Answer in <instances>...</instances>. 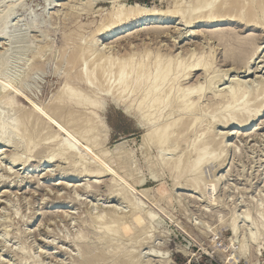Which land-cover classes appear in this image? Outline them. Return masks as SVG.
Returning <instances> with one entry per match:
<instances>
[{"label":"rangeland","instance_id":"1","mask_svg":"<svg viewBox=\"0 0 264 264\" xmlns=\"http://www.w3.org/2000/svg\"><path fill=\"white\" fill-rule=\"evenodd\" d=\"M92 1L0 0V26L2 28L4 24L6 27L4 31L2 29L6 36L0 34V59H4L2 62L0 60V125L5 117L13 115L14 111L15 115L10 117L22 119L24 114L32 112L31 103L42 108L55 95L69 69L64 60L73 49L84 47V43L87 44L91 40L88 39L91 33L110 10V2ZM117 1L122 4L138 3L146 7H156L160 11L171 9L175 2ZM190 1H182L185 6L188 3V11L192 8ZM206 1H202L206 7L201 2L200 9H204H199L200 12L208 10L211 0ZM183 15V19H147L131 23L130 26L127 25L125 33L107 41L100 40L97 47L110 45L121 48L132 43L139 48L147 47L153 53L158 48L163 51L169 49L172 56L184 55L183 58L186 59L190 52V60L213 52L209 76L216 77V84L213 82L215 92L230 91L227 90L230 87H235L231 88L235 90L236 87H242L239 83L244 85V91H248L250 95L252 90L254 96L246 95L248 101L250 98L254 99L253 102L250 99L251 117L248 116L247 127H242L241 119L232 125L214 126V131L222 137L219 141L231 145L220 159L218 158V163L221 161L222 164L223 161V164H218L217 169H214V180L207 182L208 185L204 184L202 192L195 189L173 191L179 176L173 174L175 170L170 172L171 166L169 169V166L162 165V161L177 158L182 150L190 151L191 143H185V147L179 145L183 143H178V151L168 147L174 150V154L172 151H164L167 152H163L162 157L165 158H162L155 148L145 155L140 150V136L143 130L137 118L123 115L122 110L109 100L105 103L103 114H100L108 127L103 148L111 149L114 144L126 141L125 148L132 153L131 158L123 164H111L117 176L105 174L101 178L92 179L90 172H85L83 176L79 174L84 166L89 168V171L98 167L93 159L98 153L95 146L86 154L76 147V151L84 157L81 161L83 163L79 161L75 167L71 166L72 161L71 164L66 162L69 161L66 160L67 157L63 158L66 161L53 160L50 164H43L44 155L52 150L51 147L54 148V143L42 140L46 135L56 133L57 129L52 127L50 133H32L28 129L23 133L25 139L22 137V140H19L23 144L18 145L20 142H17V145H11L9 148L0 145V264H81V259L86 257L87 252V256L92 255L93 258L95 253L98 255V250L102 253L106 247L113 250L110 252L108 249L112 255L105 250L106 254L102 253L105 257L101 256V264H123V259H129V254L131 258H141L139 261L136 259L138 264H264V98H260L264 96V27L248 28L237 22H222L212 26L196 24L187 28L183 23ZM2 31L0 29V33ZM226 35L230 36V40L226 38L229 41L223 38L218 41L221 36ZM227 46L231 50L242 51L246 58L244 62L236 64L225 60L226 51L230 49ZM69 72L71 75L77 73L76 69ZM197 76L201 78L200 83H204L202 86L208 83L209 77L202 79L203 72H196L195 78ZM237 82L238 86H235ZM210 88L213 89V85H210ZM220 100H217L219 103L216 102L217 105L214 106V109L217 108L216 115L219 116L222 111L225 113V110L229 109V103ZM8 104L12 107L9 108ZM13 106L15 110L12 112ZM228 107H232V104ZM9 109L11 110L8 112ZM258 109L262 110L261 113L253 117ZM213 111L208 110L210 113ZM22 112L25 113L21 114ZM210 113H207L203 120L209 121ZM40 122L43 124L47 120L42 117ZM12 129L14 128L8 130L4 138L13 131ZM197 129L198 127L190 134L191 140H194L192 137ZM28 134L29 137L33 134L30 140L25 137ZM59 136L57 141L61 140V137L62 140L66 138L64 133ZM78 142L82 143L81 139ZM25 143L29 144L27 148ZM199 144L197 142L196 145ZM220 148L221 146L218 150ZM27 167H32V171H25ZM129 169L135 172H130ZM150 169L158 172H155L158 174L157 180L152 179ZM46 171L50 174H46ZM125 172H129V175ZM130 173H133L132 177ZM69 175L80 177L70 182ZM194 175L192 173L182 176L179 183H186L188 178ZM209 177L211 178L212 174H209ZM139 180H143V183L137 184ZM211 181L216 182L213 184ZM83 185L89 186L85 192L81 190ZM131 186L135 192L131 191ZM146 189H150L147 194L140 193ZM120 194L128 196L144 208L143 211L147 212V215H144L147 218L153 216L154 221L152 226L148 224L147 231L135 228L130 236L120 235L116 237L115 244L107 245L104 244L106 241H99L105 238L100 236L104 235V227H101L104 220L100 217L105 213V218L113 209L117 210L118 214H129L131 211L129 204L124 200L126 196ZM99 215L101 216L98 217ZM147 223L146 220L145 227ZM232 227L236 228L235 235L232 234ZM251 234L255 235L254 241ZM145 238L149 239V242ZM159 253L164 254L163 258Z\"/></svg>","mask_w":264,"mask_h":264},{"label":"bare ground","instance_id":"2","mask_svg":"<svg viewBox=\"0 0 264 264\" xmlns=\"http://www.w3.org/2000/svg\"><path fill=\"white\" fill-rule=\"evenodd\" d=\"M105 1L107 3H111L110 10L105 15L104 20H101L102 22L100 23V25L91 33V37H87L88 39L91 38V40H89L87 44L84 43V47H79V49L76 50L73 49L70 55L64 60L66 66L69 69H66L68 72L64 74L62 83L55 95L52 96L49 103L42 108L31 103L33 108L32 112L24 114L26 112L24 110L25 112L21 113L24 114V117H22V119L20 117L18 119L10 117L15 115L16 112H13V110H15L14 106L12 110L9 109L8 112L11 110L14 114L11 115L10 113H7V115H10L6 116L2 125H0V145L6 148H9L11 145H17V142H20L19 140H22V137L23 139H25L23 133L28 131V129H30L32 133H39L36 131H40L42 133L46 131L50 133V130L53 127L57 129L56 133L50 134L48 136L46 135L42 140L49 142L50 144L54 143V148L49 147L52 150H49L50 152L46 156L44 155L43 164H50L53 160H69L66 162H68L69 164L70 161H72L73 165L71 166H74L79 161L80 163H83L81 161H83L82 158L84 156L76 151V147H79L86 154L90 152L89 150L91 147L95 146L98 153L93 156V159L95 163L98 164V167L96 169L94 168V170L92 171H89V168H84V166L82 168L83 170H81L79 174L83 176L85 172H90L89 175L92 179L101 178L105 174L116 175L115 171L112 169L111 164H123L126 160L131 158L132 153H130L125 148V145L127 143L126 141H121L114 144L111 149L103 148V143L107 136L108 127L104 122L105 119L103 120L100 114L105 108L106 101L109 100L114 106L122 110L123 115L127 117L137 118L139 126L143 130L140 136V150L145 153V155H147V152H149L151 149L155 148L158 150L159 155L162 157L164 151H178V148L176 149L178 143H183L179 144L181 146H183L185 143H191L189 144V147L191 148H189L190 151L185 150L186 152H184V150H182L183 152H181V149H179L181 154H178L179 156L177 155V158H167V160L164 159L165 161H162L163 164H161L169 166V169L171 166L173 169L171 168L170 172H172L171 170H175V173L173 174H178L179 176V178H177L178 176L176 177V175H174L177 178V181L173 186V191H190L191 189H195L198 192H202L203 190L201 191V188H204L203 185L207 184V182H210V180H214V169H217V167L219 166L218 164H220V166L223 164V161L222 164L221 161L218 163V158L220 159V157L227 150V147L231 146L225 141H219L222 140V137L220 136V138L219 134L214 131V126H217L218 124L223 126L232 125L235 122L237 123L238 119H241L242 121H239L242 122V127H247V122L249 121V117H251V115L249 116L251 105H249L250 99L252 102L254 101V99L252 100V98L250 97L248 101L247 96H254L255 94L252 92V90L250 91L251 95L248 93V91H244L246 90V88L243 87L244 85L239 82L235 83V86L239 83L238 85H241L242 87H236L235 90H231V88L233 87H230L229 89H227L230 91H224L225 93H222L220 91V93L218 91V93L215 92L213 82H215L216 77L209 76V73L211 72L210 70H212L213 52L210 54L207 53L208 55L206 56L202 55L190 60V52L188 53V59H186L183 58L184 55L183 57L181 55L179 56L178 54L176 56H172L171 50L169 49L163 51L158 48L153 53L150 52L147 47L139 48L132 43H129L127 46H123L121 48H116V46L111 47L110 45H104L102 48H100L99 46L97 47V43L100 40L107 41L111 37H115L122 33H125L127 25L130 26L129 24L131 23H139L140 21L143 22L147 19L172 20L176 17H181L182 14H184L183 16L185 18V22H183L182 20L181 21L185 23V26H187V28L196 24H205L208 26H212L222 22H237L243 26H247L248 28L256 27L260 29L261 27L262 29V27H264V0H211L209 2L210 6L208 5L209 7H207L208 10L205 9L206 11L202 10L201 12L200 10L204 9H200V5L203 3V0H191L190 3L192 4V8L190 9V11H188L189 8L186 9L188 3L185 6L182 2L184 0H173L175 1L173 7L171 9H166L163 11H160L156 7H146L138 3L122 4L117 0ZM204 4L205 3H203V5ZM204 6L206 7L207 5L205 4ZM186 10L187 12H185ZM181 19L183 18L181 17ZM2 26V28L0 26V29L1 31L2 29L4 31V28L6 27L4 24ZM3 31L0 33L1 36H6L4 35ZM133 35L135 36V34ZM222 38L225 40H227L226 38H228L230 40V36L226 35L221 36L218 41ZM244 51L245 49L243 50V52ZM241 52L242 51L237 52L231 50L230 48L226 51L225 60H230L232 61V63L236 64L244 62L243 60H245L246 58H244ZM2 60L4 61V59ZM245 65L248 64L245 63ZM72 69H76L77 73L75 75L69 74V71ZM196 72H203V80L207 79L205 78L206 76L209 77L208 83H205V85L202 86L204 83H200L201 78L198 76L195 78ZM194 78L195 80H193ZM210 85L211 87L213 85V89L210 88ZM204 98L205 101H203ZM260 98L263 99L264 96ZM220 99H222L226 103H229V105L232 104V107H228L229 105H226L229 109L228 111L224 109L226 112L223 113L222 111L221 116L216 115L217 108L214 109L215 104L217 105V100ZM240 101L243 102L239 105L238 103ZM224 104L222 106H224ZM222 108L221 110H223ZM209 109L210 111H214L210 113L208 112ZM20 110L21 109H19V112ZM261 111L262 110L260 109L256 113L254 112L255 114H253V117L259 116ZM207 113H210L208 116L210 117L209 121L203 120ZM42 117L45 118L47 122L42 124L41 121L40 124L39 120H41ZM204 122H206V125L203 126ZM196 127H198V129L200 128V131H198L197 129L196 131L198 133L195 131L196 134L192 137L194 140H191L190 134L194 129H196ZM11 128H14L12 129L13 131H11L10 134H8V136L4 138V135L8 132V130H11ZM201 128L203 129L201 130ZM60 133L65 134V140H62L61 137V140L57 141V139H59L60 137ZM234 134H236V132ZM31 136L29 137L28 134L25 137L30 140ZM80 139L82 143H84V145L81 142H78V140ZM68 141H70V143ZM197 142L200 143L199 146L196 145ZM21 143L23 144V142H20L18 143V145H21ZM28 143H25V148L29 146ZM179 145L177 147L180 148ZM220 146L221 152L218 153V151H220L218 150ZM165 147L167 149H165ZM168 147H172L174 150ZM65 157L70 158H66V160H64ZM182 157L184 160L182 159ZM162 158H165V156ZM152 163L154 162L152 161ZM31 168L32 167H27L25 171H32ZM152 169H150V175L153 180H157L158 174L156 173L158 172L155 171V173ZM132 170L133 169H129L130 172H135V170ZM47 172L49 173V171H46V174ZM192 173H194L195 175L191 178H188L186 183H179V179L182 176ZM126 174L129 175V172ZM209 174H212L211 178L209 177ZM74 175L68 176V178H70V182H74V180L72 179L76 180L77 176ZM175 177L172 178L176 179ZM215 182L211 181V183L213 184H215ZM136 183L141 184L143 183V180H139ZM88 188V185H83V189L81 190H84L83 192H85L86 190H88ZM122 190L119 191L123 192ZM131 191L135 192L133 186H131ZM149 191L150 189H146L142 192H139L142 194H147ZM121 195L124 196V194H120V196ZM124 200L129 204L131 208L129 214L119 213V215L116 212L117 210L113 209L109 211V214L106 215L105 218H103V215H105V213H102L103 215L101 214L102 218L100 217L101 215L98 216L102 221L104 220V222H102L103 225L101 224V227H104V235L100 236H103L105 238L101 237L103 239H100V242L106 241V243L104 244L113 245V243L116 242V237L118 238V236L120 235L126 236L129 234L130 236L132 230L135 228H143V230H146L148 229V224L152 226L154 218L151 213L150 214L152 217L147 218V212L143 211L144 208L142 209L140 206H138V204L134 203L135 201H132V199H130L128 196H126ZM246 219L248 218L246 217ZM146 220L148 221V223L145 227L144 222H146ZM234 227H232L233 235L236 234V228ZM251 235L254 241L255 235ZM252 239L250 240L252 241ZM146 240L149 242V239ZM100 242H98L99 245ZM87 243L89 244V242ZM86 246L88 248V245ZM118 247H120L119 244ZM100 249H102V247ZM108 249L106 247L105 249H103L102 253H104L105 255V252H108ZM109 250L110 252L113 251L111 248ZM110 252L108 253L110 254ZM115 252L116 250L114 251V253ZM88 253L89 252L86 253V257L84 259H81V264H98L101 262V258L105 257L102 255L100 250L97 251L98 255H96V253L94 252L95 256L93 258L91 257L92 255L87 256ZM82 256L84 257V255ZM128 256L129 259H123L124 261H120H123V264H138V262H136V259L138 261L139 259H141H138V257L131 258L130 254ZM165 257H167V255Z\"/></svg>","mask_w":264,"mask_h":264}]
</instances>
